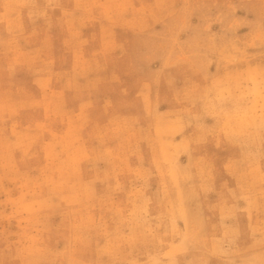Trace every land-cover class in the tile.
<instances>
[{"label":"rangeland","instance_id":"1","mask_svg":"<svg viewBox=\"0 0 264 264\" xmlns=\"http://www.w3.org/2000/svg\"><path fill=\"white\" fill-rule=\"evenodd\" d=\"M0 264H264V0H0Z\"/></svg>","mask_w":264,"mask_h":264}]
</instances>
